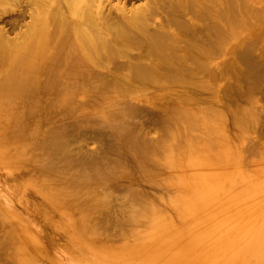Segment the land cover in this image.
<instances>
[{
	"label": "bare ground",
	"instance_id": "6f19581e",
	"mask_svg": "<svg viewBox=\"0 0 264 264\" xmlns=\"http://www.w3.org/2000/svg\"><path fill=\"white\" fill-rule=\"evenodd\" d=\"M88 91L86 115L45 134L47 104ZM255 95L264 0H0V169L44 217L0 202V264H64L59 225L76 264H264Z\"/></svg>",
	"mask_w": 264,
	"mask_h": 264
},
{
	"label": "rangeland",
	"instance_id": "374dc122",
	"mask_svg": "<svg viewBox=\"0 0 264 264\" xmlns=\"http://www.w3.org/2000/svg\"><path fill=\"white\" fill-rule=\"evenodd\" d=\"M12 15H14V13H12ZM9 27H10V25H8L7 28H9ZM17 30H19L18 27H17ZM223 60H224L223 58L219 59L218 63L222 62ZM218 81H219L218 83L220 84L219 85L220 89H224V87L231 81V78L229 76L220 75ZM91 93H92L91 91H88V92L80 94L77 97V103L75 104V106L73 108H71V110L67 109V108L66 109L61 108L60 106L59 107L56 106V108H53L49 112L48 109H50V108L48 107V104H47V106L43 110V115H42L41 121L37 120L38 121L37 124L40 125L41 127H43V129L45 131V134L48 133V129H50L52 127V125L55 126L54 129L55 130L57 129V131L59 129H62V127H65L66 129H69V127L72 124V122L78 116H80L82 114L86 115V113L88 112V110L86 109L85 102H86L87 97H89L91 95ZM256 94L260 95L257 92H256ZM258 95L257 96L255 95V96L259 99L260 97ZM221 96H222V94H221ZM222 100H223V102H222ZM226 102H227V98L225 97V95H223L220 98V100H219L220 106L224 107L226 105ZM257 103H258L257 107L260 108L261 112H262V117H261L262 121H264L263 120L264 119V96L263 95H261V98L258 100ZM259 103H260V106H259ZM46 113H47V116H46ZM50 118H51V120H49ZM260 123L261 124H259V125H262V127L261 128L260 127L257 128V129H260L259 131L261 132L259 134V136L255 135L253 133L254 135L253 134L252 135L254 137V140H252L253 139L252 137H249L250 139L248 138L249 140L245 141V143L247 142V144H248V142H249V144H250L249 146L251 147V149H249V151L251 150L252 152H254L253 149L258 148V146H260V145L261 146L264 145V133H263L264 132V129H263L264 128V123L263 122H260ZM227 128L233 132V127H231L230 123H228V127ZM261 129H262V131H261ZM259 131L256 130L255 133L257 134V133H259ZM261 135H263V136H261ZM256 136H257V138H256ZM97 139L98 138H91L89 140V142H91V143L88 142V144H89L90 148L92 147L91 149L95 148L94 146H96V144L98 145L97 141H99V140H97ZM250 140H252L253 142L250 141ZM250 142L253 144V146H251L252 144ZM92 143L94 144V146H92L93 145ZM252 147H253V149H252ZM260 151H261V149H260ZM255 152L257 153L258 151H255ZM263 153H264V151H263ZM248 154H249L248 155V159H250V161L253 160L251 163L254 166V168H251L253 166H251L252 164H250V166H251L250 168L252 170L251 169H247V170H250V172L255 174L252 177V179L253 180H258L260 178H263L264 177V165L262 164V165H260L261 166L260 167L259 166V162L257 163V161H255V160H258V161L260 160V159H258L259 156L257 157L258 154H255V153L253 154L251 152L248 153ZM262 155H260V157ZM260 164H261V162H260ZM255 170H257V171H255ZM19 173H20V171H13V169H12V171H6L5 169H0V202H2V204H3V201L6 200V199L4 200V198H8L9 202L12 205H14V209H16V211L20 214V216L28 221L27 224L31 222L30 223V224H32L31 226H33V223L37 226L38 225L37 223H43L44 222V217L39 215L38 212H37L38 211V203H37L38 200H37V198L31 193L30 194L28 193L27 195H26V193H20V194L16 195L17 194V190L14 188V186H15V184L19 183L20 179H18L19 175H17ZM7 178H9L8 181L10 183L6 182ZM137 180H135L136 181V182H134L135 184L137 183L139 185L141 182H142L141 183L142 185L145 184V183L143 184L144 180H142V181L140 179H139L140 181H137ZM5 183H6V185H5ZM125 183H126V181H125ZM146 185H144V188L146 189V187H147V189H146L147 191L150 190V188L152 189V187L149 185V183H148V186H146ZM17 189H18V187H17ZM18 191H19V189H18ZM152 191L154 192L153 189L151 190V192ZM6 201L8 202V200H6ZM59 216H61V215H59ZM67 216H68L67 211H65L64 212V217H67ZM33 227H35V226H33ZM66 232H67V228H64L62 225L58 226V239H59V241H58V239L56 241H57V243L59 242L58 244L60 246L58 245V247L55 248V249L53 247L49 246L48 248L50 249V253L52 254V255L51 254L50 255L52 257L61 258L63 260L64 264H76L73 261H71L70 256H69L68 251H67V247H68V238L67 237H68V235H67ZM60 241H62V242L65 241L66 242L65 244H63V245L66 246V248L62 245V243H60ZM88 250H89V252L93 253V250L90 247L88 248ZM107 260H109V259H107ZM39 264H44V263L42 261H40ZM99 264H109V263H103L102 261H99Z\"/></svg>",
	"mask_w": 264,
	"mask_h": 264
}]
</instances>
